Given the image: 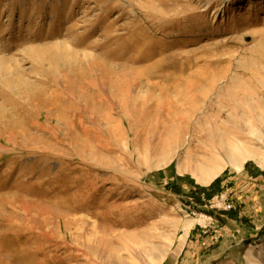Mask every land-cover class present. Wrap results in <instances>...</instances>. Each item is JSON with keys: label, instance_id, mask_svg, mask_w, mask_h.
<instances>
[{"label": "rangeland", "instance_id": "rangeland-1", "mask_svg": "<svg viewBox=\"0 0 264 264\" xmlns=\"http://www.w3.org/2000/svg\"><path fill=\"white\" fill-rule=\"evenodd\" d=\"M263 81L264 0H0V264H264Z\"/></svg>", "mask_w": 264, "mask_h": 264}, {"label": "bare ground", "instance_id": "bare-ground-1", "mask_svg": "<svg viewBox=\"0 0 264 264\" xmlns=\"http://www.w3.org/2000/svg\"><path fill=\"white\" fill-rule=\"evenodd\" d=\"M256 76L252 77L251 80L248 79H239L236 80V84L239 86L238 91H240L239 99L237 100L236 97L233 95L231 98H229V105L232 109V114H230V119L234 122H238L239 117H241V114L239 116V112L241 111H249L250 117L254 120L253 112H255L256 104L255 102L261 103V101L258 99L255 102H252L253 97L255 96L254 93H252V88L254 87L255 83L260 84L262 81L259 78H255ZM249 82V83H247ZM264 83V81H263ZM244 89V90H243ZM242 90V91H241ZM258 106V105H257ZM262 106V105H261ZM262 111V110H261ZM244 115V114H243ZM242 115V116H243ZM260 115V114H259ZM245 117V116H244ZM247 117V116H246ZM256 117V116H255ZM258 117V116H257ZM241 120V119H240ZM239 120V121H240ZM261 120V119H260ZM211 122V121H210ZM217 122V121H216ZM252 122V121H251ZM255 122V121H253ZM206 125L209 124V122H205ZM218 124V122H217ZM216 124V126H217ZM241 124V123H240ZM251 124V123H250ZM248 123L246 124V126ZM222 126V125H221ZM252 126V125H250ZM209 127V125H208ZM212 127V126H211ZM205 128V127H204ZM223 129V128H222ZM210 130V128H209ZM181 132V131H180ZM245 132V131H244ZM204 133V132H203ZM205 134V133H204ZM207 134V133H206ZM225 135V133H223ZM223 134H218L215 130L212 134L209 135V137H206V144L208 152L211 154V157H217L218 155H224L234 158L236 160V156H239V160L246 159L249 154L245 151L246 143H245V137H223ZM253 134V133H252ZM178 137H182V133L178 135ZM254 137V136H253ZM252 156V155H251ZM209 157V156H208ZM231 158V160H232ZM241 158V159H240ZM205 160V159H204ZM204 162V161H203ZM208 162V161H207ZM212 163V161H211ZM202 165H208L202 164ZM201 166V165H200ZM205 167V166H204ZM209 164V169H210ZM217 166H214V168ZM213 168V167H212ZM211 168V169H212ZM221 168V167H220ZM207 169V168H206ZM216 171V170H215ZM219 172V171H217ZM216 172V173H217ZM205 173H207L205 171ZM217 175V174H216ZM214 172H208L206 175L205 182H209L214 176H216ZM165 254V253H164ZM154 256V255H153ZM161 256V255H160ZM245 256L247 258H251L253 256V248L249 247L245 250ZM161 258V257H160ZM161 262V261H160Z\"/></svg>", "mask_w": 264, "mask_h": 264}, {"label": "crops", "instance_id": "crops-1", "mask_svg": "<svg viewBox=\"0 0 264 264\" xmlns=\"http://www.w3.org/2000/svg\"><path fill=\"white\" fill-rule=\"evenodd\" d=\"M257 184L255 183V188H257L258 186ZM258 193L260 194L257 195V203L255 207H258V205L261 204V202L264 200L262 199V195H264V183L259 185ZM243 196L244 193H241L240 191L235 192L234 198H236V202H238L239 209H236L233 213H224L226 220H222V223L225 222L226 224H229L231 227H233V229L237 231L247 228L248 226H250V223H254V214H257L254 210H249V204L243 200ZM245 208L249 211L247 212Z\"/></svg>", "mask_w": 264, "mask_h": 264}, {"label": "built area", "instance_id": "built-area-1", "mask_svg": "<svg viewBox=\"0 0 264 264\" xmlns=\"http://www.w3.org/2000/svg\"><path fill=\"white\" fill-rule=\"evenodd\" d=\"M232 206H233V205H232L231 203L226 204V207H227V208H232Z\"/></svg>", "mask_w": 264, "mask_h": 264}]
</instances>
